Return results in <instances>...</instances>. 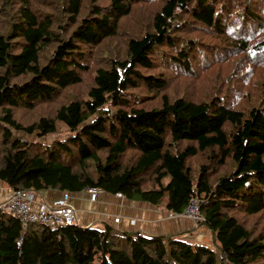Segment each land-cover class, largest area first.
<instances>
[{
    "label": "trees",
    "instance_id": "1",
    "mask_svg": "<svg viewBox=\"0 0 264 264\" xmlns=\"http://www.w3.org/2000/svg\"><path fill=\"white\" fill-rule=\"evenodd\" d=\"M0 181L198 200L214 239L0 211V264H264V0H0Z\"/></svg>",
    "mask_w": 264,
    "mask_h": 264
},
{
    "label": "crops",
    "instance_id": "2",
    "mask_svg": "<svg viewBox=\"0 0 264 264\" xmlns=\"http://www.w3.org/2000/svg\"><path fill=\"white\" fill-rule=\"evenodd\" d=\"M13 190L0 182V203L6 201ZM63 196L61 192L49 191L37 195L35 207L41 203H53ZM70 205L75 208L80 218V225L103 229L110 224L127 232H139L154 237L188 236L194 242L204 235H209L204 226L194 223L186 217H172L166 206H152L147 203L128 200L118 194L100 191L95 201L90 193L72 194ZM119 222H116V220ZM175 239V238H174ZM195 244V243H194Z\"/></svg>",
    "mask_w": 264,
    "mask_h": 264
},
{
    "label": "built area",
    "instance_id": "3",
    "mask_svg": "<svg viewBox=\"0 0 264 264\" xmlns=\"http://www.w3.org/2000/svg\"><path fill=\"white\" fill-rule=\"evenodd\" d=\"M91 200L95 201L100 189L91 188L88 190ZM70 193H64L63 196L53 203H41L35 207L37 195L27 190L13 191V194L6 201L0 203V211L3 214H11L20 220L25 230L31 224H39L50 228L53 231H59L62 228L80 224V218L70 205ZM122 197L121 194H118ZM172 217H186L196 224L205 221L200 212V201L194 200L183 214H171ZM116 222H119L117 219Z\"/></svg>",
    "mask_w": 264,
    "mask_h": 264
},
{
    "label": "rangeland",
    "instance_id": "4",
    "mask_svg": "<svg viewBox=\"0 0 264 264\" xmlns=\"http://www.w3.org/2000/svg\"><path fill=\"white\" fill-rule=\"evenodd\" d=\"M71 134L72 133H70V132H64V133H62L60 135H57V136L52 135V134H49V135H47V136H45L43 138V141L46 144H51L55 139H57V138L65 139L68 135H71ZM34 138L35 137H32V139H34ZM166 202H167V200H165L161 204V206H165L166 205ZM204 228H205V230L207 232V228L206 227H204ZM173 237L175 238V240L184 241L186 243H190V244H193V245L198 244V245H207V246H210L212 248L214 247V239L212 238V236L210 234L209 235L208 234L207 235H204V237L203 238L201 237L200 240L197 241V242H194V240L192 238H189L188 236H185V235H183V236L177 235V236H173Z\"/></svg>",
    "mask_w": 264,
    "mask_h": 264
}]
</instances>
